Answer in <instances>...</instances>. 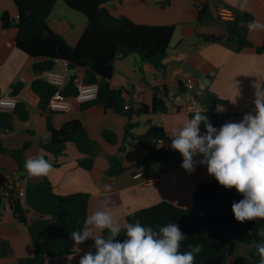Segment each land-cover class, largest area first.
<instances>
[{"label":"crops","instance_id":"0c3cea01","mask_svg":"<svg viewBox=\"0 0 264 264\" xmlns=\"http://www.w3.org/2000/svg\"><path fill=\"white\" fill-rule=\"evenodd\" d=\"M162 2L164 0H128L105 7L112 16H125L137 25L176 27L162 70L149 63L142 64L137 55L116 61L110 87L126 92L125 98L131 106L130 119L127 115L106 110L102 105H80L77 102L73 103L69 113L42 112L40 98L32 86L36 80L44 79V72L37 73L34 70L37 60L16 46V27L3 26L5 12L14 25L18 21V8L14 1L0 0V98L5 94L14 95V87H19L15 95L29 97V102L19 105L21 113L28 112L27 121L15 116V131L1 133L0 145L7 150H20L29 144L24 152L25 160L46 156L50 163L56 165L46 176H22L17 163L10 156L0 154V181L6 176L18 175L39 184L46 178L57 194H88V217L106 210L120 229L126 226L129 215L163 202L192 209L196 190L216 180L208 174L206 165L198 163L203 159L201 154L194 157L197 164L191 173L181 167L183 157L171 148V143L165 148L169 152L168 160L141 167L137 164L146 157L148 149L157 144L155 130H160L162 137L177 131L190 120L187 107L202 95L222 100L216 111L239 115L236 122H240L247 113L255 114V93L257 89L264 90V52L258 54L256 51L263 45L264 28L248 30V40L255 48L236 52L233 43H222L228 42L232 35L227 22L219 19L217 10L220 7L239 10L264 25V0H172L166 8L160 6ZM64 6V1L59 0L49 17V25L74 47L86 30L87 20ZM233 22L237 27L245 24L242 17H235ZM53 71L76 75L81 81L84 78L83 70H70L64 62H58ZM191 77L196 83L192 91L185 87L186 80ZM137 87L141 90L138 91ZM156 97L168 109L167 113L152 112ZM144 107L149 109V113H141ZM75 119L82 122L89 136L98 143L95 164L90 171L79 165L84 156L74 143H69L65 153L58 157L41 147V143L47 144L50 140L49 123L60 129ZM129 124L134 126L131 133L135 138H125ZM104 131L116 134L117 143L106 142L102 137ZM113 157L119 158L121 166L128 171L110 176V158ZM139 171L143 175L136 177ZM0 213V242H8L15 253L13 257L0 258V264H19V259L33 257L34 247L27 227L14 217L4 200H0ZM38 218L37 213L29 210L27 219L30 223ZM103 231L96 230L94 235L101 236ZM93 241V238H88L79 245L73 241L72 255L49 258L47 264H79L84 254L91 252L94 255ZM253 246L240 243L230 235L229 264H235L236 257H248Z\"/></svg>","mask_w":264,"mask_h":264},{"label":"trees","instance_id":"16d2710c","mask_svg":"<svg viewBox=\"0 0 264 264\" xmlns=\"http://www.w3.org/2000/svg\"><path fill=\"white\" fill-rule=\"evenodd\" d=\"M18 8V21L14 25L9 14L2 16L4 28L13 26L18 30L16 46L18 49L37 60L34 70L37 73L53 71L58 62H64L70 70H83L85 84L99 85V96L95 102L87 105H102L106 110L116 114L127 115L130 119L131 106L127 102L124 90L110 87L114 77L115 64L119 58L132 55L139 56L142 64L149 63L156 69L164 68L163 62L168 57V50L174 36L175 26H145L133 23L125 16L115 17L105 8L115 2L128 0H63L64 3L76 13L83 15L87 20L86 30L76 46H70L66 40L54 32L49 25V17L59 0H13ZM145 2V0H138ZM172 0H164L162 8L171 5ZM235 17L244 19L243 26H236L227 22L231 32L228 42L233 43L236 52L246 48H255L248 40V23L253 21L252 16L234 10ZM235 21V20H234ZM258 54L264 52V42L256 48ZM106 79L108 84H101V79ZM77 76L70 77L67 85L59 90L50 85L45 79H38L33 83V91L40 98L39 108L42 112L48 111V105L57 93L65 98H73L78 94L76 87ZM19 92V87H14V95ZM199 102L206 108L209 122L217 130L226 122H236L239 115L222 114L216 107L222 100L210 95H202ZM85 107V106H84ZM83 107V108H84ZM153 113H167L168 109L155 98ZM142 114L149 113L148 108L141 110ZM22 121H27L28 112L21 113L19 106L10 113H0V132L12 133L15 131L14 119L18 116ZM194 114L190 115L192 119ZM134 126L129 124L125 130V138H135L131 131ZM48 130L51 134L47 144L41 143L42 149L58 157L65 153L67 145L74 143L84 156L79 165L86 171L92 170L95 164L98 143L93 140L80 120H72L60 129L54 128L50 123ZM200 132H206L203 123ZM156 139H161L162 132L155 130ZM102 137L110 144H116L118 137L111 131H104ZM30 147L26 144L20 150H7L0 145V154L10 156L18 165V172L22 176L29 175L25 169L24 152ZM169 152L156 144L148 149L146 157L137 166L141 167L155 161H166ZM49 162L46 156L43 157ZM50 163V162H49ZM110 176H117L128 170L121 166L117 157L110 158ZM52 168L56 165L50 163ZM27 185L25 204L15 198L9 199L10 208L14 217L27 227L32 244L34 256L19 259V264H47L49 258L70 256L74 253L71 233L80 231L88 217L90 195L75 193L57 194L52 184L45 178L39 184L25 180ZM243 196L235 188L226 189L215 181L201 185L193 197L192 209L179 208L171 203L163 202L151 208L137 211L127 217V223L139 221L145 227H152L158 231L157 226L176 223L185 235L180 244L181 253L189 251V245L201 244L203 250L195 258L194 264H229V237L233 235L236 240L246 245H254L248 257H236L235 264H259V255L256 245L262 238L256 235L258 230H264V220H251L238 222L231 210L233 202H239ZM1 200V199H0ZM29 210L39 215V218L29 222ZM126 223V224H127ZM108 229L101 236L107 237ZM123 242L126 237V227L122 228L116 238ZM95 241L92 243L94 254ZM15 255L10 244L0 242V258H10Z\"/></svg>","mask_w":264,"mask_h":264},{"label":"clouds","instance_id":"9594fccd","mask_svg":"<svg viewBox=\"0 0 264 264\" xmlns=\"http://www.w3.org/2000/svg\"><path fill=\"white\" fill-rule=\"evenodd\" d=\"M250 30L264 28L256 21L248 23ZM255 114L243 116L240 122H226L218 130L209 122L206 109L196 111L171 135V148L178 151L183 161L181 167L188 173L195 170V156L201 154L198 163L207 166L209 175L226 189L235 188L243 196L233 202L231 210L238 222L264 220V90L257 89L254 99ZM203 123L206 132L201 134ZM25 169L30 176H46L52 165L43 157L29 158ZM123 242L116 238L121 231L108 211H97L87 217L80 231L71 233L77 245L93 238L96 253L84 254L79 264H194L203 250L201 244L189 245V251H179L186 239L176 223L145 227L139 221L126 224ZM108 229L109 235L96 236V230ZM256 235L262 240L256 245L259 264H264V230Z\"/></svg>","mask_w":264,"mask_h":264},{"label":"built area","instance_id":"2783aa9c","mask_svg":"<svg viewBox=\"0 0 264 264\" xmlns=\"http://www.w3.org/2000/svg\"><path fill=\"white\" fill-rule=\"evenodd\" d=\"M217 15L223 22H230L235 20L234 12L227 9L226 7H220L217 10ZM70 77L71 75L69 73L59 74L54 71H46L43 73V78L50 85L57 87L59 90H62L67 85ZM76 87L78 89V94L73 98H65L59 93L51 98L48 105V111L52 113H69L72 110L74 102H77L80 105H84L95 102L98 99L99 85L85 84L83 81L77 80ZM185 87L190 91L194 90L196 88L194 78H188L185 82ZM137 90L140 91L141 87H137ZM25 101L29 102L28 96L5 94L0 98V113L13 112L22 102ZM201 109L206 108L199 102V100L192 101L191 104L187 107V111L190 114H195L196 111H199ZM171 135L172 134H167L163 138L158 139L156 142L158 147L164 149L168 148L169 144L172 143ZM142 175L143 173L139 171L136 177H140ZM26 191L27 185L21 176H6L3 181H0V199L6 201L9 207V199L12 196L21 200L25 204Z\"/></svg>","mask_w":264,"mask_h":264},{"label":"water","instance_id":"95a60500","mask_svg":"<svg viewBox=\"0 0 264 264\" xmlns=\"http://www.w3.org/2000/svg\"><path fill=\"white\" fill-rule=\"evenodd\" d=\"M101 84H103V85H106V84H108V81L106 80V79H101ZM208 83L207 82H205V85H207ZM197 99H198V97H197Z\"/></svg>","mask_w":264,"mask_h":264},{"label":"rangeland","instance_id":"374dc122","mask_svg":"<svg viewBox=\"0 0 264 264\" xmlns=\"http://www.w3.org/2000/svg\"><path fill=\"white\" fill-rule=\"evenodd\" d=\"M66 5V4H65ZM64 7H68L67 5L66 6H64ZM66 9H70V8H66ZM68 11H71V10H68ZM72 13H74V12H72ZM75 15H77V14H75ZM78 17H84V16H78ZM81 19H83V18H81ZM84 19H86V18H84Z\"/></svg>","mask_w":264,"mask_h":264}]
</instances>
